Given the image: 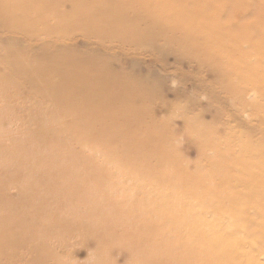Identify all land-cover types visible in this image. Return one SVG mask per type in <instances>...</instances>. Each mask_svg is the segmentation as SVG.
<instances>
[{"label": "bare ground", "instance_id": "6f19581e", "mask_svg": "<svg viewBox=\"0 0 264 264\" xmlns=\"http://www.w3.org/2000/svg\"><path fill=\"white\" fill-rule=\"evenodd\" d=\"M60 1L68 2L76 11L88 9L87 12L80 11L81 15L85 18L89 17L97 26H94L96 31L89 34V30H83V33L88 35L81 34L85 37L83 42L91 44L93 42L108 54H116L117 50L123 55L130 54L129 51L132 49L130 42L119 43V45L118 40L112 36L102 38V33L124 30L122 29L125 28L124 26L114 22L121 19L133 21L137 29L153 30L155 28L163 39L176 41L177 44L184 42L188 48H193L192 44L195 42L200 43V48L190 53L198 62L199 57L203 58L202 53L206 52L210 46H217L228 58L230 52L232 55L235 54L234 50L229 48L230 52L227 55L225 47L219 46L213 38L197 28L196 23H180L183 27L189 28L188 30L174 26L172 30L167 29L169 23L157 22L156 17L165 20H169V17L173 18L174 14L171 13L173 7H162L161 13L154 14L148 0H0V17L6 22L19 23L0 30L2 32L16 31L13 34L22 33L27 39L34 37L35 34L34 39H40V30L33 27L38 13L48 17L54 15L56 23L59 24H53L55 26L53 29L46 24V28L50 27L49 29L54 30L55 35L61 31V23L64 21L65 25L62 27L64 30L60 34L65 37L64 32L66 29L69 30L68 25L73 23L71 21L76 17L73 16L71 19L70 16L65 17L63 14V19L56 20V12L61 9L57 6L62 5ZM100 2L118 12H112L108 6L106 10L99 9V11L89 8L90 4L97 5ZM195 2L197 0L190 1V9L201 11L202 16L205 13L211 20H220V15L215 13L210 4L197 6ZM242 2L264 9V0H242ZM161 14H165V18L161 17ZM183 17L184 15H176L179 20ZM196 21L202 22L201 19ZM162 25L165 29L160 27ZM74 31L76 30L67 32V43H57L55 48L76 59L70 66L83 69L82 99L71 95L81 92L74 84L79 79L73 75L58 73L57 77L44 70L43 73L36 75L31 70L32 66L26 64L16 67L6 60L4 66L9 68L13 75L0 78V98L8 99L11 103L14 96L17 97L18 102L19 99H27L29 103L25 107L27 110L23 111L20 107L18 109L25 116L24 121H31L33 128L40 129L36 133L28 132L24 135L10 133L8 126L12 125L16 119L9 117L7 111L0 109V184L4 185V190L0 193L3 198H15L31 211V214L26 215L16 213L13 215L14 219L30 223L33 221L37 230L47 231L44 233L32 231L31 235L37 241L28 243L22 253L25 256L28 255L26 256L28 260L33 259L38 263L39 255L50 254L48 246L44 248L43 253L38 252L44 243H49L52 250L57 247L52 264H113L110 259L112 253L123 254L126 264H259L255 262L256 257L252 253L264 249V235L250 234L246 228H243L246 232H240L241 230L233 226L235 222H239L238 218L232 221L233 224L229 221L230 225H227L225 220L220 221L218 217L209 218L211 215L224 212L218 199L227 201L230 209L236 208L241 212L260 208L257 199H251V196L264 190V185L261 187L258 185L264 174L263 160L259 159L247 169L242 167L238 169L239 166L231 165L232 163L225 168L224 165L220 167L221 171L236 173L229 177L232 179L230 183L238 184L241 181L239 176L242 178L243 174L248 175H245L246 178L252 177L258 183L251 188L239 189L230 184L222 188L221 181L214 182L213 187H207L211 183L209 176L199 174L191 181L180 173L183 168L175 165L170 167L151 164L152 168L139 165L120 172L122 169L116 166L110 167L107 156H96L80 144L74 146L70 143L62 118L66 114L81 117L82 112L92 113L96 109L86 110L83 107L89 95L90 77L86 70L94 68L93 59L88 57V54L94 53L93 51L97 49L87 52L76 48L74 37L79 33ZM165 32L173 38L168 39L170 37ZM179 34H182V39L176 38ZM89 36L94 40H89ZM236 41L239 44L236 52L239 49L241 53L235 59L231 58V65L234 68H245L248 66V59L245 58L250 55L249 52L242 51V43L246 40L236 38ZM152 43L161 45L157 41ZM256 47L262 48V45H254V48ZM260 51H263V48ZM6 57L7 55L2 56L4 59H7ZM260 60L263 64L264 59L260 57ZM111 61L118 64V61ZM199 64L206 65L205 62H199ZM211 64L217 65V63ZM135 90L132 88L130 92L122 96V100L117 102L140 100L143 96L139 90L137 93ZM13 104L16 108V104ZM115 105H117L116 102L109 101L105 107L109 109ZM20 121L23 122L22 119ZM106 128V124L102 125L100 132ZM12 147L15 149L30 147L39 149L42 153L40 157H31L29 164L24 168H19L14 164L17 156L7 151ZM258 152L262 151L258 150ZM258 152L255 149L251 150L254 156H257ZM134 157L137 159L140 155L136 154ZM148 158L153 159V155ZM70 160L75 163L74 166L68 167L64 162L67 163ZM253 162L254 160L251 161ZM79 167L85 170V174L75 178L74 174ZM212 167L215 166L212 165ZM237 173L240 175L237 176ZM216 176L219 178L218 174ZM204 182L206 184L203 185ZM82 183H86L87 186H82ZM236 194L241 198L240 200L236 198ZM88 199L87 204H82ZM6 204V206H0V214L12 210V205ZM56 216H64L63 225L56 220ZM45 218H47L46 222ZM51 218L56 222H52ZM75 222L78 225L74 224ZM246 222L251 224V221ZM81 223L86 226L79 227ZM9 226L6 225V221L0 220V227L9 228ZM233 232L234 234L231 235ZM261 232L264 234V229ZM52 234L62 235V237L51 236ZM6 239L0 236L1 243ZM88 241L94 242L96 247L86 255L83 261L77 255L81 253L82 247H85ZM5 242L10 243L8 240ZM62 247L65 253L67 248L71 247L70 258L64 256ZM240 248L247 250L240 252ZM45 259L46 257L42 260ZM61 259L65 260L61 261Z\"/></svg>", "mask_w": 264, "mask_h": 264}, {"label": "rangeland", "instance_id": "374dc122", "mask_svg": "<svg viewBox=\"0 0 264 264\" xmlns=\"http://www.w3.org/2000/svg\"><path fill=\"white\" fill-rule=\"evenodd\" d=\"M148 1L154 14L161 13L160 8L162 7H173L171 10V13L174 14L173 18L169 17V20H165L156 17L157 22L169 23L167 29L172 30V26H174L188 30L189 28L183 27L180 23H196L198 24L197 28L213 38L219 46L225 47L227 55L230 52L229 48L233 49L235 54L232 55L230 52L228 58L226 54L221 53L220 48L210 46L206 52L202 53L204 57H199V62L206 63L201 66L190 54L200 48V43L195 42L192 44L193 48H188L184 42L177 44L176 41L163 39L155 28L153 30L137 29L133 21L124 19H113L120 26H124L125 28H122L124 30L102 33V38L112 36L118 40V44L130 42L133 50L129 51L130 54L124 55L119 50L115 52L116 54H108L93 42L92 44L83 42L85 38L81 35L83 30H89V34L95 32L94 26H97L89 17L85 18L81 15V12H87L88 9H77L76 11L68 2L60 1L62 5L58 4L57 6L61 9L56 12V20L63 19V14L65 17L70 16L71 19L73 16L76 17L71 21L73 23L68 25L69 30L66 29L64 32L65 37L60 34L64 30L62 28L65 25L64 21L61 23L62 27L58 26L61 27L60 35H55L52 30L55 27L53 24L58 25L59 23H56L54 15L48 17L38 13L33 27L40 30V39H34L35 34L34 37L27 39L22 33L13 34L16 31L2 32L0 30V50L2 52L0 55V78L13 75L12 71L4 66L6 60L16 67L30 65L36 75L43 73V70L52 76H57L58 73L73 75L79 79L74 84L81 92L71 95L74 98L82 99L84 94L83 69L70 66L75 63L76 59L55 48L57 43H67V32L70 33L75 29L79 33L74 37L76 48L87 52L97 49L93 51L94 53L88 54V57L93 59L94 68L86 70L90 77L88 81L89 95L83 107L86 110L96 109L92 113L82 112L81 117L66 114L62 118V123L67 128V138L72 145L80 144L96 156H107L110 167L116 166L122 169L120 172L139 165L149 168H152L151 164L170 167L175 165L182 167L180 173L191 181L199 174L209 176L211 183L207 187H213L212 184L216 181H221L222 188L228 187L229 184L232 187H239V189L257 185L258 182L252 177L246 178L248 176L246 174H243V177L246 175L243 182V177L239 176L240 173H237V176L241 181L238 184L230 183L232 179L229 177L236 173L221 171L220 167L224 165L225 168L232 163L231 165H238V169H241L240 167L247 169L259 159L264 161V63L262 64L260 60V57L264 59L263 7H253L242 0H197L198 3L195 2V5L210 4L215 13L220 15V20H211L205 13L202 16L201 11L190 9L191 0ZM78 6L80 8V3ZM106 6L109 7V5L100 2L97 5L90 4L89 8L99 11V9L106 10ZM110 9L112 12H118V10ZM176 15H184V17L179 20ZM161 17L165 18V14H161ZM198 19H201L203 23L197 22ZM16 24L19 23L6 22L0 17V29L4 30V28L16 26ZM46 24L52 29L46 28ZM160 27L165 29L163 25ZM168 36L170 37L168 39L173 38L171 35ZM174 36L176 37V35ZM176 38L182 39V34ZM236 38L246 40L242 43V51L250 53L245 58L248 59V66L245 68H234L231 65V58L235 59L241 53L239 49L236 52V48L239 46ZM89 40H94V38L89 36ZM152 40L161 43V45L153 44ZM254 45H262L263 51H260L262 49L260 47L254 48ZM125 46H127L126 43ZM6 55L7 59L2 58ZM111 60L118 61V64ZM210 62L217 63V65ZM132 88L136 89V93L139 90L142 94L143 97L140 100H129L126 103L117 102V100H122V96L130 92ZM30 91L34 92V90ZM23 100L19 99L18 102L17 97L14 96L12 102L16 104L15 108L8 99L0 98V109L7 111L9 117L16 119L12 125L8 126L10 133L16 132L19 135H24L40 130L33 128L31 121L23 120L25 116L18 108L26 111L25 107L29 104L27 99ZM109 101H114L117 105L106 109L105 104ZM21 119L23 122L20 121ZM104 124L107 125V128L100 132V128ZM4 132L6 133V131ZM252 149L262 152H258V155L254 156L255 154L251 153ZM7 151L13 152L15 157L17 156L14 164L19 168H24L29 164L31 157H40L42 153L39 149L30 147L19 149L12 147ZM136 154L140 155L137 159L134 157ZM150 155H153V159L148 158ZM252 160H254L253 163H251ZM64 163L71 167L74 166L75 161L70 160ZM84 174L85 170L79 167L74 177L80 178ZM258 185L260 187L264 185V174ZM82 186H87V184L82 183ZM3 190L4 185L0 184V192ZM237 194L236 198H239ZM251 199H257L260 208L246 212H241L236 208L230 209L227 201L218 199L217 201L221 203L224 212L211 215L209 219L218 217L220 221L225 220V223L230 225L229 221L233 224L232 221L238 218L239 222H235L233 226L237 227V230H241L240 232H246L243 229L246 228L250 234L264 235L261 232L264 229V205H262L264 190L254 193ZM88 202L89 199L82 204ZM6 203L12 205L13 208L10 212L0 214V220L6 221L7 226L10 225L9 228L0 227V236L7 238L2 243L0 242V264H52L57 247L52 250L49 243H44L38 252L43 253L44 248L48 246L50 254L39 255L38 263L33 259L28 260L26 257L28 255L25 256L22 253L28 243L37 241L31 235L32 231L42 233L47 231L45 229L37 230L33 221L30 223L14 219L13 215L16 213L26 215L31 214V211L15 198H3L0 193V206H6ZM50 220L52 222L57 220L63 225L62 221L65 218L56 216V220L53 218ZM46 221L47 218H45ZM246 221H251V224H247ZM74 224L78 225L76 222ZM83 226L86 224L81 223L79 227ZM233 234L234 232L231 235ZM51 236L62 237V235L55 234ZM7 240L10 241L9 244L5 242ZM85 245L82 247L81 253L77 255L83 261H85L86 255L96 247L92 241H88ZM245 250L247 249H239L240 252ZM64 254L66 258H70L71 247L67 248V252L64 251ZM252 255L256 257V263L264 264V249L257 250ZM45 257L46 261L42 260ZM110 259L113 264H126L123 254L112 253ZM64 260L61 259V261ZM74 261L76 262V260Z\"/></svg>", "mask_w": 264, "mask_h": 264}]
</instances>
